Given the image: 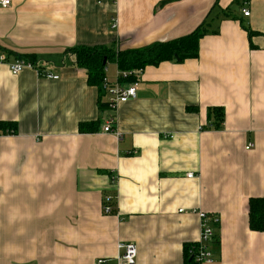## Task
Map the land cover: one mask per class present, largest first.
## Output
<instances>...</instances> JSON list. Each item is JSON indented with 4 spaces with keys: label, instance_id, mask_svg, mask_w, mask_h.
<instances>
[{
    "label": "crops",
    "instance_id": "0c3cea01",
    "mask_svg": "<svg viewBox=\"0 0 264 264\" xmlns=\"http://www.w3.org/2000/svg\"><path fill=\"white\" fill-rule=\"evenodd\" d=\"M11 1L0 50L35 68L0 63V120L18 125L0 136V264H118L120 242L136 244L135 264H186L198 211L221 219L215 264H264L249 222L264 197V0ZM201 25L197 58L147 66L115 108L69 51L139 49ZM212 107L222 129L207 128ZM112 118L121 137L104 131ZM107 196L117 213H104Z\"/></svg>",
    "mask_w": 264,
    "mask_h": 264
},
{
    "label": "trees",
    "instance_id": "16d2710c",
    "mask_svg": "<svg viewBox=\"0 0 264 264\" xmlns=\"http://www.w3.org/2000/svg\"><path fill=\"white\" fill-rule=\"evenodd\" d=\"M205 25L199 26L187 36L170 41L157 42L139 49L117 50L115 45L99 46H77L69 49L75 56L76 65L84 68L88 73V82L92 85L101 86L105 77L107 64L114 61L121 70H131L135 68H146L147 66H157L164 61L183 62L187 59L197 58L199 56L200 39L209 34ZM253 35V31L249 32ZM16 57L35 63V58L29 55H16ZM136 78H131L130 80ZM107 104H101L105 107ZM211 124L209 129H222L225 122V111L221 107H212L209 109ZM96 127L94 124H80V131L87 132L90 127ZM18 131L17 122L0 120V136L15 135ZM117 213V210H115ZM113 213V214H115ZM249 222L254 231L264 232V197L252 198L249 202ZM189 244L185 248L186 264H198L188 255Z\"/></svg>",
    "mask_w": 264,
    "mask_h": 264
},
{
    "label": "built area",
    "instance_id": "2783aa9c",
    "mask_svg": "<svg viewBox=\"0 0 264 264\" xmlns=\"http://www.w3.org/2000/svg\"><path fill=\"white\" fill-rule=\"evenodd\" d=\"M100 1V0H99ZM12 4L11 0H0V7L7 8ZM242 13L244 16H250L251 11L249 8H243ZM117 22L114 20L113 26L116 27ZM0 63H5L9 66L10 72L13 75H18L25 68H35V65L31 62H27L23 59H16L14 61L9 60L8 53L0 50ZM144 69L135 68L131 70H120L118 77L115 81H111L109 78L104 77L101 90L106 96H108L109 107L115 108L118 103L128 101L136 98L137 86L135 82H130L131 78L141 77ZM48 78L57 79L58 76H54L51 73H45ZM115 119L112 118L108 121L104 127L105 132H111L117 137L122 135L114 128ZM250 147V146H249ZM194 174L190 173L188 176L192 177ZM114 198L107 196L104 202V213L113 214L116 209L114 208ZM200 217L201 235L197 244L189 246V257L198 264H215L216 259L213 253V244L217 241L216 229L221 224V219L218 214L208 213L205 211H198ZM120 251L117 256L118 264H135L137 258V246L132 242H120L118 245ZM110 259H99L97 264H107Z\"/></svg>",
    "mask_w": 264,
    "mask_h": 264
},
{
    "label": "rangeland",
    "instance_id": "374dc122",
    "mask_svg": "<svg viewBox=\"0 0 264 264\" xmlns=\"http://www.w3.org/2000/svg\"><path fill=\"white\" fill-rule=\"evenodd\" d=\"M110 64V63H109Z\"/></svg>",
    "mask_w": 264,
    "mask_h": 264
}]
</instances>
